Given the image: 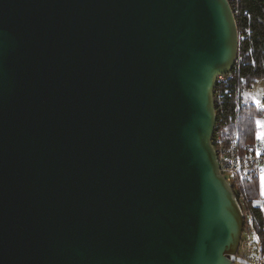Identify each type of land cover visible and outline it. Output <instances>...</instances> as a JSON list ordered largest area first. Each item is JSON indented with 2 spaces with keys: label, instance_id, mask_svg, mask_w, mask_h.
<instances>
[{
  "label": "water",
  "instance_id": "95a60500",
  "mask_svg": "<svg viewBox=\"0 0 264 264\" xmlns=\"http://www.w3.org/2000/svg\"><path fill=\"white\" fill-rule=\"evenodd\" d=\"M227 0H0V264H233L212 146Z\"/></svg>",
  "mask_w": 264,
  "mask_h": 264
},
{
  "label": "built area",
  "instance_id": "2783aa9c",
  "mask_svg": "<svg viewBox=\"0 0 264 264\" xmlns=\"http://www.w3.org/2000/svg\"><path fill=\"white\" fill-rule=\"evenodd\" d=\"M235 18L240 14V0H227ZM240 62L233 69L218 76L213 91L216 123L212 146L220 173L231 187L243 217L240 245L235 258L248 264H264L263 244L252 204L245 188L264 173V141L257 138L244 143L238 131V117L244 105V95L249 89L245 79L238 76ZM227 99L233 102L230 115L223 117ZM233 122V123H231ZM233 264H242L233 262Z\"/></svg>",
  "mask_w": 264,
  "mask_h": 264
},
{
  "label": "trees",
  "instance_id": "16d2710c",
  "mask_svg": "<svg viewBox=\"0 0 264 264\" xmlns=\"http://www.w3.org/2000/svg\"><path fill=\"white\" fill-rule=\"evenodd\" d=\"M239 36L237 58L240 62L237 74L245 79L249 88L261 78H264V0H240V14L236 17ZM231 99L224 104L223 117L230 115L233 108ZM259 112L248 103H244L238 117V131L244 143L254 141L256 119ZM233 123V122H231ZM252 181L245 188L258 224V232L263 244L264 253V220L257 207V190Z\"/></svg>",
  "mask_w": 264,
  "mask_h": 264
},
{
  "label": "crops",
  "instance_id": "0c3cea01",
  "mask_svg": "<svg viewBox=\"0 0 264 264\" xmlns=\"http://www.w3.org/2000/svg\"><path fill=\"white\" fill-rule=\"evenodd\" d=\"M253 85L246 91L245 95H244V103H248L250 106H252L255 110H257L259 112L258 117L255 121L256 123V134L255 137H257V133L264 131V129H262L261 127H259L258 129V125H257V121H264V107H261L260 105H264V98L262 99L261 104H256V100H255V95L253 93ZM264 97V96H263ZM264 175V174H263ZM262 177V176H261ZM261 177H259L257 180H255V182L253 183V186H255L256 190H257V196L259 197V195L261 194V196H263L262 201H258L257 207L259 208L260 213L262 214L263 220H264V186H262V180Z\"/></svg>",
  "mask_w": 264,
  "mask_h": 264
},
{
  "label": "rangeland",
  "instance_id": "374dc122",
  "mask_svg": "<svg viewBox=\"0 0 264 264\" xmlns=\"http://www.w3.org/2000/svg\"><path fill=\"white\" fill-rule=\"evenodd\" d=\"M253 93L255 95V102L256 104H261L262 99L264 98V78L258 79L254 84H253ZM259 102V103H257ZM259 129V126H258ZM256 134V131H255ZM247 188H250V185L247 186ZM263 196H261V194L258 197V201H262Z\"/></svg>",
  "mask_w": 264,
  "mask_h": 264
},
{
  "label": "snow or ice",
  "instance_id": "6c2138e0",
  "mask_svg": "<svg viewBox=\"0 0 264 264\" xmlns=\"http://www.w3.org/2000/svg\"><path fill=\"white\" fill-rule=\"evenodd\" d=\"M257 103H259V102H257ZM260 106L264 107V105H260ZM257 125L259 127H261L262 129H264V121H259L258 120L257 121ZM256 138L261 140V141H264V131L258 132ZM261 171H262V173H264V169H262ZM261 180H262V186H264V175H262Z\"/></svg>",
  "mask_w": 264,
  "mask_h": 264
}]
</instances>
